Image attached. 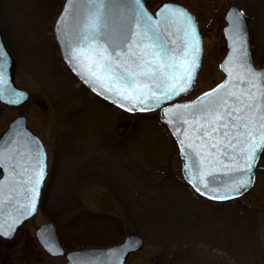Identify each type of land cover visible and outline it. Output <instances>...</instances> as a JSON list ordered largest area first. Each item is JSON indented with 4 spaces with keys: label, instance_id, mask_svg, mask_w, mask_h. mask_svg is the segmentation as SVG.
Returning <instances> with one entry per match:
<instances>
[{
    "label": "rangeland",
    "instance_id": "rangeland-1",
    "mask_svg": "<svg viewBox=\"0 0 264 264\" xmlns=\"http://www.w3.org/2000/svg\"><path fill=\"white\" fill-rule=\"evenodd\" d=\"M145 1L151 11L163 1L181 3L198 17L202 64L184 98L223 78L218 62L229 4L244 13L253 58L264 64V0ZM62 2L0 0V26L17 61L16 82L31 96L21 111L48 155L39 209L16 233L5 264H66L34 237L53 214L56 231L59 227L74 244L106 246L137 232L143 247L126 264H264V152L253 186L236 200L197 196L182 178L177 146L158 111L123 114L91 96L64 67L52 35Z\"/></svg>",
    "mask_w": 264,
    "mask_h": 264
},
{
    "label": "snow or ice",
    "instance_id": "snow-or-ice-1",
    "mask_svg": "<svg viewBox=\"0 0 264 264\" xmlns=\"http://www.w3.org/2000/svg\"><path fill=\"white\" fill-rule=\"evenodd\" d=\"M156 15L158 19L142 0H66L56 30L93 92L111 95L112 103L127 111L143 112L191 89L202 51L197 25L186 10L165 5ZM242 16L236 12L229 17L233 45L221 65L225 82L195 101L162 109L173 135L179 137L182 157L192 160L191 166L184 165L189 184L210 200H229L246 191L264 152V71L249 62ZM8 63L0 47V100L6 90L20 95L8 88ZM5 167L12 175L7 190L0 181V210L16 201L18 214L10 221L0 219V237H10L36 211L46 175L39 150L0 152V168ZM218 169L227 178L223 182ZM21 191L23 202L17 200ZM42 242L55 254L54 244Z\"/></svg>",
    "mask_w": 264,
    "mask_h": 264
},
{
    "label": "water",
    "instance_id": "water-1",
    "mask_svg": "<svg viewBox=\"0 0 264 264\" xmlns=\"http://www.w3.org/2000/svg\"><path fill=\"white\" fill-rule=\"evenodd\" d=\"M65 4H66V0L63 1L62 6H61L57 16L55 17L52 31H53V37H54L55 43L57 45V48L59 50V53L61 55V58H62L64 64L66 65V67L68 68V70L76 77V79L78 81H80V83L88 91H90L91 93H93L95 96L102 99L106 103L120 109L121 111L127 112V113L141 112V111H135V110L134 111H127L124 108L119 107L117 104L112 103V100L114 99V97H112L111 95L105 94V95H108V98L105 99V95H98L96 92H93L92 88L89 86V84L85 83L84 78L78 74V70L73 66L72 61L68 58V56L66 54V52H67L66 45H65L64 41L58 36L57 30H56L58 18L61 16V13L63 12L64 7H65ZM142 4L144 5L143 1H142ZM165 5H169L171 7H176V8H182V9L186 10L184 7H182L178 4L170 3V2H163V3L159 4L155 8L154 14L149 12L148 9L145 7V5H144V7L153 16L154 19H158L156 14L158 11L163 9ZM236 12H242V11L240 9H238L237 7L231 5L228 7V9L226 10V13H225V22L226 23L223 25L221 31H222L223 37L225 39V47H226L227 51H226L224 57L222 58V60L220 61L219 65H218L220 71L224 74V78L222 79L221 82H219L213 88H216L218 85L224 83L226 80V74L224 73L221 65L224 64L227 57L232 54L233 33H232L229 17H230V15L235 14ZM188 13L191 14L190 12H188ZM191 16L193 17L192 14H191ZM240 19H241L242 34H243L244 40L246 41V47L248 50L249 62L253 65V67L257 71H264V66L260 67V68H256L253 64V60H252V56H251V52H250V46H249L247 25L245 23L244 16H242ZM194 21H195V19H194ZM195 23H196V21H195ZM196 25H197V23H196ZM197 30H198V27H197ZM198 33H199V30H198ZM199 35H200V33H199ZM200 37H201V35H200ZM0 47H3L8 54V60H9V63H8V81H9L8 88L10 90H13L15 93L20 94L18 97L13 96L10 94V91L6 90L4 92V99H2L0 101L8 103L7 101L9 99H19V102L20 101L23 102V101L27 100L28 93L25 90L17 88L14 84L15 62H14L12 56L10 55V53L8 52L7 48L5 47V43L3 41V37L1 34V30H0ZM202 54H203V44H202V51L200 54L199 67L195 73L193 86L195 84V79H196L197 73H198L200 65H201ZM193 86L191 87V89L193 88ZM213 88H211L210 90H207L205 92H209ZM191 89L187 93L182 94V95L176 97L175 99H173L171 101L165 102L160 108H154V109L149 110V111L159 109L161 121L164 124V126L166 127V129L169 131L172 139L174 140L175 144L178 147V153H179V157L181 159L182 176H183L185 182L192 188V186L189 184V182L186 178V173L184 171L185 163H188L191 166L192 160L191 159L185 160L182 157L180 146L178 145L179 137L173 135V131L169 127V125L166 123V120H165V118L163 116V112H162L163 108L173 107L177 103L183 104V103H189V102L195 101L198 97L202 96L205 93V92H203L200 95H198L192 99L175 101L178 98H181V97L187 95L191 91ZM172 101H174V102L169 103ZM10 104H16V103H10ZM143 112H148V111H143ZM121 128H122V126H119L120 130H121ZM37 150H39L42 153V155L45 157V172H46V152H45V149L43 147V144L35 135H33L28 129H26L25 123H22L20 121V119L14 120L9 125L8 129L5 131V133L3 134V136L0 139V152L4 153L5 155H13L16 151L35 153ZM0 169H1V173H2V175L0 177V181H2L4 183L5 189L7 190L9 187V177L12 175V173L7 167L0 168ZM193 171H195V169H193ZM254 171H255V168L253 169V173H252V175L255 177ZM217 173H218V175H220L221 182H223L224 180L227 179L226 177H224L222 175V173L219 172V169L217 170ZM253 182H254V180H253ZM252 185H253V183L251 184V186ZM193 191L197 195H199L194 189H193ZM246 191L242 190V194H244ZM242 194L235 196V198L241 196ZM199 196H201V195H199ZM201 197H203L204 199H207L209 201H214V202H225V201L232 200V199H229V200H210L206 196H201ZM235 198H233V199H235ZM5 200L7 201V197H5ZM17 200L20 202H23L22 191L17 194ZM17 214L18 213H17L16 201H13L12 203L6 202L4 204L2 210H0V219H4L5 221H10L11 218L16 216ZM33 214L31 216L27 217L26 219H23L22 222L29 219L30 217H32ZM20 224H18L16 226V228ZM16 228L10 237H3V238L11 239L14 236ZM34 236H35L36 241L39 244V246L47 254H49L52 257H57V258L62 257L66 260L67 264H125L128 256L134 252H137L143 246V239L141 238V236L137 232L132 231V232L128 233L121 241H119L115 244H112V245H108V246H104V247L81 248V249H74V250L66 251L61 246V244L59 243L57 233H56L55 224L51 221H46V222L40 224L35 229ZM42 241H48L49 243L54 244L55 245V249H54L55 254H52L49 251H47Z\"/></svg>",
    "mask_w": 264,
    "mask_h": 264
},
{
    "label": "flooded vegetation",
    "instance_id": "flooded-vegetation-1",
    "mask_svg": "<svg viewBox=\"0 0 264 264\" xmlns=\"http://www.w3.org/2000/svg\"><path fill=\"white\" fill-rule=\"evenodd\" d=\"M144 2L146 4V6H147V3H146L145 0H144ZM178 4H181V3H178ZM230 5H234V4H229L226 7V9L224 10V14H223L224 22H225V12H226L227 8ZM183 6L186 7L194 15V18H195V20L198 23L197 15L193 11H191L189 6H186V5H183ZM244 17H245V15H244ZM245 20H246V17H245ZM0 28H1V26H0ZM1 31H2V29H1ZM2 36H3V33H2ZM3 40H4V43H5L8 51L10 52V54L13 57V59L15 60L14 83H15L17 88L26 90V89L22 88L18 84V82H16L17 81V76H16L17 61H16L14 53L12 52L11 47L9 46V44H8V42H7V40L5 39L4 36H3ZM225 53H226V49L224 50V54ZM252 56H253V54H252ZM253 61H254V65L256 67L264 66V64H262V65L261 64H256L254 58H253ZM26 91L28 92L29 97L24 102L20 101L19 103H16V104H10V103H5V102L0 101V139L3 136V134L5 133V131L8 129L9 125L16 119H20V121L22 123H25V126H26V128L28 130H30L34 135L38 136L41 139V137L29 126V122H28L27 116L21 111V108L29 101V99L31 97L29 91L28 90H26ZM12 111H14L15 113L12 114ZM133 115H136V114H133ZM0 176H1V170H0ZM19 229L17 230V232L19 231ZM13 239L12 240H6V239H3L2 237H0V264H5V261H6V258L8 257V254H10V248L13 247ZM1 249H3V250H1Z\"/></svg>",
    "mask_w": 264,
    "mask_h": 264
},
{
    "label": "trees",
    "instance_id": "trees-1",
    "mask_svg": "<svg viewBox=\"0 0 264 264\" xmlns=\"http://www.w3.org/2000/svg\"><path fill=\"white\" fill-rule=\"evenodd\" d=\"M53 215L50 216V219H52V221L57 224L58 223V221H57L58 219L56 220ZM76 216H83V214H78L77 213ZM57 234H58V238H59V241H60L61 245L64 248H66L67 250H72V249H76V248H83V247L84 248L85 247H94V245L92 246V245H90V243H86V242L78 243V244H74L73 242H71V240L66 242L64 236L62 235L61 229H59V227L57 228Z\"/></svg>",
    "mask_w": 264,
    "mask_h": 264
}]
</instances>
